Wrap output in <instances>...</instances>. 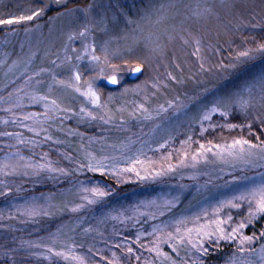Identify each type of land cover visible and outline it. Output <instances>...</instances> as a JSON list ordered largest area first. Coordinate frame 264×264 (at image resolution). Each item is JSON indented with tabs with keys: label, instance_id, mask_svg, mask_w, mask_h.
I'll return each mask as SVG.
<instances>
[{
	"label": "rangeland",
	"instance_id": "1",
	"mask_svg": "<svg viewBox=\"0 0 264 264\" xmlns=\"http://www.w3.org/2000/svg\"><path fill=\"white\" fill-rule=\"evenodd\" d=\"M69 1L52 0L49 1L50 4L44 6L38 0H20L22 4L20 15H27L30 10L38 7H42L44 12L51 6ZM172 2L173 0H89L85 4L72 3L67 8L75 7L77 10L74 14H64V9H60L45 21L26 27L21 32L16 28L7 31L3 38L5 41H0V60L6 55L4 49L11 45L8 47L10 56L3 59L4 63L0 64V76L2 75L1 77L7 83L11 84L12 81V85L17 87L24 82L25 74L31 76L32 72L38 68L52 69L60 79H66L70 75L67 65L57 67L51 61L57 57L58 50L64 46L67 33L71 30H78L86 20L83 9H88L87 19L96 24V27L92 29L90 42L96 45L98 55L101 54L99 45L109 37L118 38L111 41L110 47H123L126 39L130 43L134 31L142 36L147 32L160 33L161 41L166 45L164 56L152 58L135 79H129L131 72L129 69L132 66L130 60L128 65H121L118 69L119 80L115 86H107L104 77H98L95 80V87L102 94V100L107 98L109 93L113 94L108 103L114 112L118 107L126 109L124 112H115V119L109 123L77 115L81 105L90 111L98 110L81 94L57 84L52 85V97L58 98L63 107H70L73 111L71 113L59 112L54 120H49L43 125L47 129V135L52 137L51 140L46 139L43 131L30 132L27 128H21L19 124L14 123L9 113L4 110L8 105L0 102V133H20L22 138L37 142L17 144L15 138L0 136L6 139L3 146L7 148L0 151V161L4 160L6 153L14 151L9 145H15L20 154L25 157H32L34 161L39 162L43 154L47 153V159L53 161L55 167L66 169L67 175L77 173L76 180H73L75 182L67 183L66 188L62 189L63 186H60L61 188L56 190L57 194L62 195L60 201H56L59 196L54 191H42V194L34 191V188L41 186V182L35 179L38 176L31 178L22 174L0 176V180H6L13 189L11 194L0 196V213H3L4 217L8 216L9 209L14 205H21L33 197L39 204H48V210L51 212L48 216L40 215L32 219L19 215L14 219H0V225H7L0 227V264H76L75 261L65 260L60 256L49 255L46 258L45 255H35L34 253H43L45 250L21 244L22 241H32L36 244L49 243L50 234L56 233L58 229H60V239L68 238L69 243L78 246L74 251L84 258L85 264H97V262L107 264V260L112 258L113 251L117 254L119 264H136L135 256L129 257L126 253L127 244L122 248H116L115 245L126 239L135 241L137 233H149L153 225L168 223L180 216L194 215L205 206H208L210 210V206L216 201L231 195L233 186L226 185L225 181L230 179L229 172L233 175H241V168L239 166L235 170L226 168L221 173L220 169L224 165L215 161L210 153L207 162L200 161L195 168L190 166L189 158V166L178 167L166 175L143 181L136 179L132 174L131 179H123V182L118 184L111 173L93 172L86 167L80 171L76 170L80 163H86L84 160L86 152L93 153L97 158L109 157V164H124L123 156L136 158L133 154L141 149L144 155L140 158L145 160L148 158L159 160L171 152L172 162L175 163L179 159L175 149L182 147L180 141L185 140L189 134L192 137L191 151L198 147L195 143L198 140L224 143L234 136L241 135L253 142L257 136L264 139V130H261L258 123L253 125L251 132L247 127L235 130L221 127L223 123L246 124L244 113L240 110L231 112L227 120L218 114H213L211 121L217 127L215 129L206 128L203 134L200 133V126L193 122V117L196 116L198 119L196 114L201 112L203 106L215 95L230 91L245 81H250L264 73V55L257 53L251 59L241 63L231 58L235 56L236 51H241L245 47H255L257 41L264 39V23L254 29L235 31L228 24L231 17L222 16L221 21L213 19L206 23L203 21L197 23L196 19L190 16L185 26L194 36L201 39L200 55L204 57L201 61L192 55L195 45L191 43V38L188 44H184L179 38H174L169 42L167 36L163 35L165 25L171 21L152 27L144 25L141 20L147 11L154 7L158 8L161 3L167 5ZM174 2L181 11L190 12L198 2L203 3V0H174ZM237 2L243 3L244 0H237ZM246 2L247 11L256 15V20H252L251 23H257L260 16L264 15L261 12V0H246ZM184 5H187V8H184ZM57 13L61 15L57 16ZM129 20L132 22L129 23ZM137 23H141L143 31L137 29ZM81 44L82 41L79 39L71 42V45L77 48L81 47ZM140 47L143 50L142 43ZM59 55L62 57L63 53ZM29 58H31L30 64L28 63ZM13 61L17 63L13 65ZM220 61H223L225 65L235 63L236 67L223 71L214 68L213 66ZM111 62L121 64L119 59ZM201 62L205 63V69L211 68L212 71L202 72L199 67ZM71 63L75 64L84 77L92 75V66L87 59L79 62L73 60ZM169 72L177 78L176 81L168 77ZM107 74L110 73L106 71L105 75ZM36 79L43 81L38 90L42 94H48V81L51 80V75L45 73L40 77H34L33 84ZM4 80L0 78V83L3 84ZM157 80L164 83L154 89L152 83ZM137 85L141 87L137 89ZM124 89L128 91L124 93ZM6 95L7 93L3 96ZM145 95L148 96L147 101L144 100ZM177 96L180 99L176 103L182 107L179 110L169 108L167 101L175 100ZM136 103H145L153 113L158 111L156 106L159 104H164L165 108L164 111L159 112V115H153L147 120L135 116L129 117L128 113L133 110ZM21 104L22 107L14 111L44 112L42 103L30 104L24 100ZM259 107L257 103L256 109L258 110ZM121 115L124 117L123 122L119 119ZM169 137L171 139L168 145L161 149L156 148L157 144H162ZM125 144H130V150L123 147ZM256 171H264V169H256ZM196 173L199 175L193 178ZM244 174L251 175V172L245 171ZM41 175H45L48 179L51 177L53 181L63 182L65 178L61 176L64 174L47 171L42 172ZM104 175L107 178L103 179ZM212 177H217V179L206 184L205 182ZM106 179L111 180L113 185ZM93 186L103 188L109 195L92 204L84 202V207L74 212L70 211L74 204L82 203L81 194L77 192V189ZM174 197L176 198L175 204L163 216L156 215V212L163 211L162 208L140 205L141 201L153 199H156L159 205L162 200H171ZM133 206L139 208V216L133 217ZM246 211V207L225 209L224 215L231 214L233 216L231 223H235ZM121 213L124 217H133L135 223L132 220L113 219V216H119ZM150 215L155 218H150ZM262 225H264V217H258L253 225L245 229V234L258 233ZM85 229H90V231H85ZM228 230L230 231V228ZM152 240V236H144L139 243H133L131 246L142 262L149 259L154 264H169L163 257L156 260L155 253H149L139 246L146 242L150 243ZM261 243L264 241L254 242L251 246L258 249ZM205 246L209 248V252L204 259V264H225V261L237 250L231 241H222L218 246L213 244ZM57 247L59 248V245ZM8 249L11 251L6 254ZM161 249L178 261L181 257L188 259L185 255L186 249L180 250L179 257L167 244L161 245ZM97 250L100 256L96 255ZM101 256L107 259L101 261ZM251 259L255 261L257 258L252 256Z\"/></svg>",
	"mask_w": 264,
	"mask_h": 264
},
{
	"label": "snow or ice",
	"instance_id": "2",
	"mask_svg": "<svg viewBox=\"0 0 264 264\" xmlns=\"http://www.w3.org/2000/svg\"><path fill=\"white\" fill-rule=\"evenodd\" d=\"M183 7L187 8V5ZM247 9L248 4L246 0L243 3H238L237 0H203V3L198 2L193 10L185 12L181 11L180 7L173 0L172 3L167 5L161 3L158 8L154 7L147 11L141 17V20L144 25L152 27L159 26L166 21H171L165 25L163 35L167 36L169 42L174 38H179L184 44H188L190 42L189 38H191V43L195 45L192 55L203 61L204 57L200 55L201 39L198 36H194L188 27L185 26L189 17H194L197 23L201 21L206 23L213 19L221 21L222 16L225 18L231 17L228 20V24L235 31L254 29L260 26L261 23H264V15L260 16V20L257 23H251L252 20H256V15L248 12ZM76 10L75 7L66 8L64 9V14H74ZM42 12L43 8L38 7L35 10H30L29 15L11 16V14H8V18H0V25L9 26L19 24L22 21H31ZM83 12L86 20L79 26L78 30H71L67 33L64 46L58 50L57 57L51 61L57 67L67 65V70L70 72V75L66 79L58 78L56 72L52 69L38 68L32 72L31 76L25 74L23 78L24 82L18 87L12 85L0 86L7 93L6 96L0 95V102L8 105L4 110L9 113L13 122L19 124L21 128H27L30 132L39 133L43 131L47 140H51L52 137L47 135V129L43 125L49 120H54L56 114L59 112L71 113L73 111L70 107H63L58 98L52 97L53 84L73 89L76 93L81 94L86 100L90 101L91 105L98 110L90 111L81 105L77 115L91 119H99L105 123H109L115 119V112H124L126 109L118 107L114 112L108 103L112 99L113 94L109 93L108 97L102 100V94L95 87V80L98 77H104L109 83L115 85L119 80L117 71L121 65H128L131 60L132 66L129 70L140 73L145 64L152 58H162L164 56L166 45L161 41L160 33L154 34L153 32H147L142 36L137 31L133 32L130 43L127 42L126 34V42L123 47H110L111 41L118 38L109 37V39L99 45V52L101 54L98 55L96 45L90 42L92 29L96 27V24L90 19H87L89 15L88 9H83ZM261 12L264 13V0H261ZM60 15L61 13H57V16ZM131 22L129 20V23ZM137 29L143 31L141 23H137ZM76 39L82 41L81 47L79 48L71 45V42ZM141 43L143 44V50L140 47ZM217 52H219V49H217ZM59 53H63V56L61 57ZM257 53L264 55V39L257 41L255 47H245L241 51H236L235 56L231 58L237 63H241L251 59ZM82 59H87L92 66V75L88 77H84L81 71L76 68L75 64L71 63L73 60L79 62ZM115 59H119L121 64L118 65L111 62ZM3 63L4 61L0 60V64ZM16 63L17 61H13V65ZM28 63H31V58H29ZM199 67L202 72L212 71L211 68L205 69L204 62H201ZM213 67L223 71L236 67V64L231 63L225 65L223 61H220ZM106 71L110 74L105 75ZM45 73L51 75V80L48 81V94H42L38 90L39 85L43 81L36 79L35 84H33L34 77H40ZM167 75L171 80H177L171 72L167 73ZM163 83L160 80L154 81L152 87L157 89ZM140 87V85L136 86L137 89ZM123 91L126 93L128 89H124ZM179 99L177 96L175 100H168V107L179 110L182 107V105L176 103ZM24 100H27L30 104L42 103L44 112L20 113L14 111L16 108L22 107L21 102ZM144 100H148L147 95L144 96ZM257 103L260 105L258 110L256 109ZM156 108L158 111L153 113L146 107L145 103H136L128 115L129 117L135 116L147 120L153 115H159V112L164 111L165 106L164 104H159ZM234 110L243 112L247 123H223L221 125L222 128L235 130L237 128L243 129L247 127L251 132L253 125L258 123L261 130H264V73H261L258 77L250 81H245L230 91L215 95L203 106L202 111L196 114L198 119L196 116L193 117V122L200 126V133L203 134L206 128L215 129L217 127L211 121L213 114H218L227 120L230 113ZM18 117L20 118L18 119ZM119 119L123 122V115ZM0 136L15 138L17 144L37 143L35 140L22 138L20 133L4 132L0 133ZM170 139L171 137L168 140H164L162 144H157L156 148L161 149L165 147L168 145ZM195 143L198 147L194 151H191V134L185 140H181L180 144L182 147L175 149L179 156V159L175 163L172 162L171 152L165 154L159 160H152L151 158L145 160L140 158L144 155L143 150H137L133 154L136 158H132L131 156L122 157L125 162L124 164H109V157L97 158L93 153L86 152L84 154L86 163H80L76 170L80 171L86 167L89 171L93 172L111 173L116 183L119 184L123 182V179H131L132 174L135 175L136 179L141 181L166 175L178 167L189 166V158L190 166L195 168L200 161L207 162L209 153L215 161L224 165L220 169L221 173L226 168L235 170L239 166L241 168V175H233L232 172H229L230 179L225 181L226 185L231 184L233 186L231 195L216 201L210 206V210L208 206H205L194 215L180 216L168 223L153 225L151 232L137 233L135 241L130 239L122 240L115 247L122 248L127 244L126 253L129 257L135 256L136 264H154L149 259H145L142 262L140 256L136 254L134 248L131 246L133 243H139L144 236H152L153 240L150 243L146 242L139 246L146 249L149 253H155L156 260L163 257L169 264H204V259L209 252V248L205 246L206 244L218 246L222 241H231L237 250L225 261V264H264V243H261L258 249L251 246L254 242L264 241V225L260 227L258 233L253 232L251 235L245 234V229L253 225L258 217H264V171H256V169H264V139L257 136L255 142H253L251 139H246L241 135L234 136L224 143H213L212 140H208L207 142L198 140ZM185 145L187 147H184ZM9 147L13 148L14 151L6 153L4 160L0 161V176L8 177L21 174L24 176H39L44 171L60 174L67 173L66 169L55 167L54 162L47 159V153H44L41 161L37 162L32 157L21 155L15 145H9ZM81 147L83 148V145ZM123 147L130 150V144H125ZM67 158L70 159V157ZM245 171H250L251 175L244 174ZM196 175H199V173H196L193 178ZM205 175L207 174L205 173ZM215 179L217 177H212L205 183L210 184ZM0 189H2L0 196H7L13 191L11 185L6 180H0ZM77 192L81 194L80 199L82 203L74 204L70 209L73 212L84 207V202L92 204L109 195L107 191L99 186L90 188L80 187L77 189ZM175 202L176 198L174 197L171 200H162L159 205H157L156 199L141 201L140 205L143 207L157 206L158 208H162L163 211L156 212V215L163 216ZM244 207L247 208V211L235 223H231L233 221L231 214L224 215L225 209H243ZM48 208V204H39L36 202V198L33 197L30 201H25L21 205H14L10 208L7 217H4L3 213H0V219H14L17 215L23 216L26 219H32L40 215L48 216L51 214ZM139 215V208L133 206V217ZM133 217H124L121 213L119 216H113V219L132 220L135 223ZM150 218L155 217L150 215ZM6 226L0 225V227ZM228 228H230V231ZM85 231H90V229H85ZM48 239L49 243L45 244H36L32 241H22L21 244L22 246L40 247L45 250L43 253H34L35 255H45L46 258L49 255H55L63 257L65 260L70 259L75 261L76 264H85L84 258L74 251L78 246L74 243H69L68 238L60 239V229L56 233L50 234ZM163 244H167L177 257H179L182 248L186 249L185 255L188 259H184L183 257L179 261L173 259L168 253L162 251L161 245ZM57 245H59V248ZM10 251L11 249L6 250V254ZM96 255L100 256L99 250H97ZM252 256H255L257 259L253 261L251 259ZM105 259L107 258L100 257L101 261ZM97 264H100V262H97ZM107 264H119L116 252H112V258L107 260Z\"/></svg>",
	"mask_w": 264,
	"mask_h": 264
},
{
	"label": "trees",
	"instance_id": "3",
	"mask_svg": "<svg viewBox=\"0 0 264 264\" xmlns=\"http://www.w3.org/2000/svg\"><path fill=\"white\" fill-rule=\"evenodd\" d=\"M38 1L43 3L44 6H45L46 4H50L49 1H52V0H38ZM88 1L89 0H70L69 2H66L64 4L57 5V6H51V7L47 8L46 11L42 12L40 15H38L37 17H35L31 21H22L19 24H14V25H9V26L0 25V41L1 42L5 41V39H3V38L6 36V33L9 30H12V29L16 28V30L18 29V31L21 32V30L26 28V27H30V26H32L35 23H41L42 21H45L49 16L54 14L56 11H59L60 9H65V8L69 7L70 5H72V3L73 4H75V3L85 4ZM21 6H22V4H21L20 0H0V15H1V18H8V14H11V16H19L20 15V11H21ZM29 14L30 13H28L27 15H29ZM9 46H11V45H8L7 49H4V53L6 55H4L2 57L3 59H7V57L10 56V53H9L10 51L8 49ZM1 76H0V78L2 80H4V78L1 77ZM3 85H12V81H11V84H10V82L7 83V81L4 80L3 84H2V82L0 83V86H3ZM9 90H11V88H9ZM4 94H6L4 88L0 87V95H4ZM5 142H6V139L4 140L3 138L0 137V151H3L5 149H7L6 147L3 146V143H5ZM0 154H1V152H0ZM67 174L61 175L63 177L65 176V178L63 179V182L65 184H63V182L61 180L60 181H56V180L53 181L51 179V177L48 179L45 175H41L40 174L41 176H38L35 179L41 182V186H38V187L34 188V191H36L38 193H41V194H42V191H54L56 193V195L59 196L56 201H58V200L60 201V198H62V195L57 194L58 191H56V190L60 189L61 188L60 186H63L62 189H64V187L68 185L67 183H70V182L73 183V182H75L73 180H76V176H77L76 174L77 173H75V175L73 173H71L70 175H67ZM72 176H75V177H72ZM91 176L94 177L93 175H91ZM31 177L32 176H30V178ZM105 177H106L105 175L102 176L103 179ZM35 179H33V180H35ZM106 181L110 182V184L113 185V182L111 180L106 179ZM21 185H23V184H21ZM49 223H51V222H49Z\"/></svg>",
	"mask_w": 264,
	"mask_h": 264
},
{
	"label": "water",
	"instance_id": "4",
	"mask_svg": "<svg viewBox=\"0 0 264 264\" xmlns=\"http://www.w3.org/2000/svg\"><path fill=\"white\" fill-rule=\"evenodd\" d=\"M139 73H135V72H130V74H129V79H135L136 78V76L138 75ZM105 84L107 85V86H110V87H113V86H115V85H113V84H111V83H109L106 79H105Z\"/></svg>",
	"mask_w": 264,
	"mask_h": 264
}]
</instances>
